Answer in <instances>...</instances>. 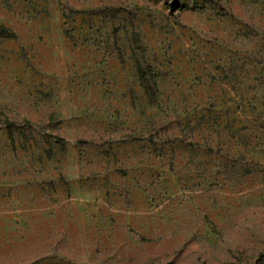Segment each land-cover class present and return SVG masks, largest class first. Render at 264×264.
<instances>
[{"label":"rangeland","instance_id":"rangeland-1","mask_svg":"<svg viewBox=\"0 0 264 264\" xmlns=\"http://www.w3.org/2000/svg\"><path fill=\"white\" fill-rule=\"evenodd\" d=\"M0 26V264H264V0H0Z\"/></svg>","mask_w":264,"mask_h":264},{"label":"trees","instance_id":"trees-1","mask_svg":"<svg viewBox=\"0 0 264 264\" xmlns=\"http://www.w3.org/2000/svg\"><path fill=\"white\" fill-rule=\"evenodd\" d=\"M0 38L2 39H15L16 35L9 29L0 26ZM132 43L134 44L136 49H141L139 45L138 36L133 33L132 34ZM136 72L138 76V80L140 85L150 100V102H154L156 100V79L155 74L150 69L149 66H142L140 63L136 62ZM5 128L7 132L8 139L13 141V124L10 122H5Z\"/></svg>","mask_w":264,"mask_h":264}]
</instances>
